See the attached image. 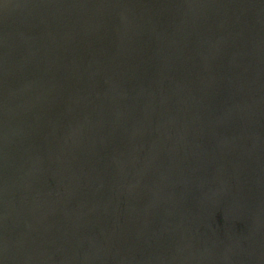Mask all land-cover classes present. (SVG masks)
I'll return each mask as SVG.
<instances>
[{
	"label": "water",
	"instance_id": "1",
	"mask_svg": "<svg viewBox=\"0 0 264 264\" xmlns=\"http://www.w3.org/2000/svg\"><path fill=\"white\" fill-rule=\"evenodd\" d=\"M0 264H264V0H0Z\"/></svg>",
	"mask_w": 264,
	"mask_h": 264
}]
</instances>
